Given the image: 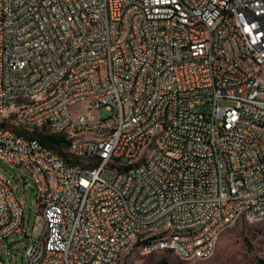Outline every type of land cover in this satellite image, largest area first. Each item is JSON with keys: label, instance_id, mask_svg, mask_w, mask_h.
<instances>
[{"label": "built area", "instance_id": "1", "mask_svg": "<svg viewBox=\"0 0 264 264\" xmlns=\"http://www.w3.org/2000/svg\"><path fill=\"white\" fill-rule=\"evenodd\" d=\"M257 67L264 0H0V160L45 221L28 264L208 259L238 218L264 219ZM24 213L0 176V264Z\"/></svg>", "mask_w": 264, "mask_h": 264}, {"label": "rangeland", "instance_id": "2", "mask_svg": "<svg viewBox=\"0 0 264 264\" xmlns=\"http://www.w3.org/2000/svg\"><path fill=\"white\" fill-rule=\"evenodd\" d=\"M25 73L26 70L19 74ZM257 74L264 83V68L257 67ZM230 104V102L222 101L220 106ZM85 107V103H80L75 105L72 111L75 113L84 110ZM212 108V105H208L206 109L209 112ZM91 114L92 119H104L110 113L106 107H101L93 109ZM0 176L10 181L15 189L16 197L22 201L25 210L23 228L11 237L16 242L9 250L10 259L6 251L3 252V258L6 264H28L25 250L27 236L39 237L45 227L42 207L36 195V186L28 172L1 160ZM163 261L168 264H264V219L252 221L244 216L238 218L233 225L221 231L214 255L208 259L184 260L172 251L144 254L133 249L126 255L124 264H160Z\"/></svg>", "mask_w": 264, "mask_h": 264}, {"label": "trees", "instance_id": "3", "mask_svg": "<svg viewBox=\"0 0 264 264\" xmlns=\"http://www.w3.org/2000/svg\"><path fill=\"white\" fill-rule=\"evenodd\" d=\"M40 140L44 144L57 146V144H60L63 141V138L57 135H47V136H40ZM160 264H168V262L163 261Z\"/></svg>", "mask_w": 264, "mask_h": 264}, {"label": "crops", "instance_id": "4", "mask_svg": "<svg viewBox=\"0 0 264 264\" xmlns=\"http://www.w3.org/2000/svg\"><path fill=\"white\" fill-rule=\"evenodd\" d=\"M14 242H16L15 240H13V238H10L8 241L4 242L2 244V247H1V255H2V259H3V264H6L5 263V260L3 258V252H7V257L10 259V253H9V250L11 248V246L14 244Z\"/></svg>", "mask_w": 264, "mask_h": 264}]
</instances>
